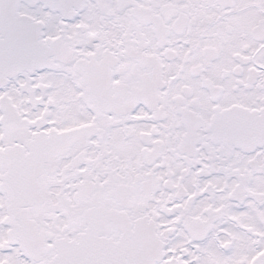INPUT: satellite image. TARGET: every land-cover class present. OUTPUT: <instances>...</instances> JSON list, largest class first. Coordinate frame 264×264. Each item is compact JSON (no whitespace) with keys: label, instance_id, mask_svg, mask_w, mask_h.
Listing matches in <instances>:
<instances>
[{"label":"snow or ice","instance_id":"1","mask_svg":"<svg viewBox=\"0 0 264 264\" xmlns=\"http://www.w3.org/2000/svg\"><path fill=\"white\" fill-rule=\"evenodd\" d=\"M0 264H264V0H0Z\"/></svg>","mask_w":264,"mask_h":264}]
</instances>
